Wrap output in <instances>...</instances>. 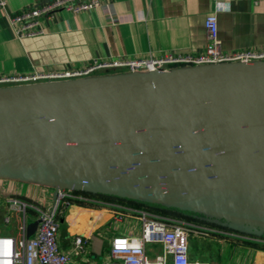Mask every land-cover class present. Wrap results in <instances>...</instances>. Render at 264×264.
<instances>
[{
    "label": "water",
    "instance_id": "obj_1",
    "mask_svg": "<svg viewBox=\"0 0 264 264\" xmlns=\"http://www.w3.org/2000/svg\"><path fill=\"white\" fill-rule=\"evenodd\" d=\"M263 174L264 62L0 88L3 178L264 225Z\"/></svg>",
    "mask_w": 264,
    "mask_h": 264
},
{
    "label": "crops",
    "instance_id": "obj_2",
    "mask_svg": "<svg viewBox=\"0 0 264 264\" xmlns=\"http://www.w3.org/2000/svg\"><path fill=\"white\" fill-rule=\"evenodd\" d=\"M3 1L5 8L0 10V76L58 72L82 67L93 60L159 57L167 52L196 55L204 49V21L213 10L211 0H112L107 9L97 8L77 14L58 11L44 21V35L18 40L8 16L48 0ZM218 1L221 4L217 12L218 38L222 49L241 51L264 47V0H259L256 5L250 0ZM55 191L53 185L0 177V196H23L42 207L53 202ZM83 198L86 200L70 207L64 222H69L72 233L92 234L95 254L91 259L102 264L108 258L109 245L102 252L103 240L98 232L85 231L83 225L87 211L92 210L87 209L85 202H89L88 198ZM129 233L126 231L122 235ZM61 246L67 251L66 244ZM230 247L238 249L239 246L222 245V248ZM253 252L246 249L244 256L235 254L236 261L230 263L224 258L219 264H249L246 260ZM254 253L261 256L252 263L264 264V252Z\"/></svg>",
    "mask_w": 264,
    "mask_h": 264
},
{
    "label": "built area",
    "instance_id": "obj_3",
    "mask_svg": "<svg viewBox=\"0 0 264 264\" xmlns=\"http://www.w3.org/2000/svg\"><path fill=\"white\" fill-rule=\"evenodd\" d=\"M112 0H48L34 7L9 15V25L18 40L45 34L44 21L58 11L73 14L97 8H108ZM204 21L205 46L196 55H178L167 52L159 57L151 55L138 59L93 60L82 67H70L58 72H36L28 76H0V88L35 85L88 79L95 73L125 70L117 74H157L181 68L223 64H251L264 62V47L241 51H224L218 38V0ZM255 5L259 0H250ZM5 3L0 0V10ZM111 23L112 20H111ZM114 74V75H117ZM72 188L58 186L53 202L47 206L32 205L15 196H0V222L5 232H0V264H96L89 257L87 247L92 242L91 233H67V251L60 244L61 224L68 217V210L76 202L85 201ZM37 222L35 231L26 238L28 216ZM120 220L141 223L138 234H115L109 242L108 258L102 264H204L193 261L189 255V238L193 230L187 225L154 217L145 211H130L120 215ZM122 217H125L124 219ZM34 221V222H35ZM160 246V253L155 247Z\"/></svg>",
    "mask_w": 264,
    "mask_h": 264
},
{
    "label": "rangeland",
    "instance_id": "obj_4",
    "mask_svg": "<svg viewBox=\"0 0 264 264\" xmlns=\"http://www.w3.org/2000/svg\"><path fill=\"white\" fill-rule=\"evenodd\" d=\"M125 73V70H114V71H105V72H99L97 75H104L109 73ZM72 190H75L72 188ZM78 191H82L81 189H77ZM99 192V191H98ZM101 193V192H99ZM49 191H47L46 196H48ZM82 196V195H81ZM84 197V196H82ZM89 202H85L87 205V209L92 210V212L87 211V218H85V231L90 230L94 231L96 230L98 232V235L101 236L100 239L103 240L102 244V252H105L108 248V242L110 238L115 234H122L123 232L130 231L133 234H138L140 231L141 223L136 220H126L119 223L117 220H120V215H128L130 211H137L141 209L134 208L131 205V203H127V205H124L123 203H117L115 201H101L97 198H88ZM145 211V210H141ZM148 214L164 219V220H170L174 224L178 225H187L190 226V228L193 230L192 236L189 238V255L191 260L195 261H201L204 264H219L220 260L228 259L231 262L236 261L237 256L239 257L242 255H245L246 249L250 251H259L264 252V241L258 240V239H251L246 236H240L232 233H228L225 231H222L218 228L211 227L209 225H206L204 223H197L181 218H175L168 215L163 214H157L151 211H145ZM96 214H99V217L96 216ZM209 214V213H205ZM211 215V214H210ZM213 216H222L225 218L235 219L227 216H223L220 214H212ZM28 225L33 223L35 221V218L28 216ZM123 219L125 217H122ZM63 231V232H62ZM95 231V232H96ZM117 233H115V232ZM0 232H5L4 227L1 225L0 222ZM62 232V234H61ZM69 222L66 221L61 225L60 233H59V242L61 245L67 244L66 241V233H69ZM72 233V232H71ZM229 244L237 247H230V248H222V245L228 246ZM259 247L261 249H259ZM227 250V253L225 251ZM225 250V251H224ZM87 251L89 252V257L93 258V254H95V250L93 249L92 242L87 247ZM155 251L160 253V246L155 247ZM223 251V252H222ZM253 252V255L250 254L247 258V262L249 264H253L252 261L258 260L261 254H256ZM221 258V259H220ZM250 259V260H249Z\"/></svg>",
    "mask_w": 264,
    "mask_h": 264
},
{
    "label": "trees",
    "instance_id": "obj_5",
    "mask_svg": "<svg viewBox=\"0 0 264 264\" xmlns=\"http://www.w3.org/2000/svg\"><path fill=\"white\" fill-rule=\"evenodd\" d=\"M109 71H114V70H109ZM114 74L115 73L97 75V73H95L94 75L95 76H107V75H114ZM73 193L77 195H82L85 198L95 197L97 199H100L101 201L102 200L103 201H115L117 203H123L124 205H127V203H131L128 205H131L137 209L151 211L157 214L168 215L171 217L181 218V219H185V220H189V221H193L197 223H204L206 225L218 228L228 233H232V234H236L240 236H246L251 239H258V240L264 241V225L240 221L236 219L225 218L222 216H213L212 214L210 215V214H205V213H197V212H193L188 209H184V208L177 207V206L157 204V203H152V202H148L144 200H137V199L127 198V197H122L118 195L99 193L96 191L73 190ZM259 249L261 248L259 247Z\"/></svg>",
    "mask_w": 264,
    "mask_h": 264
},
{
    "label": "bare ground",
    "instance_id": "obj_6",
    "mask_svg": "<svg viewBox=\"0 0 264 264\" xmlns=\"http://www.w3.org/2000/svg\"><path fill=\"white\" fill-rule=\"evenodd\" d=\"M262 177L264 178V174L262 175ZM226 215L230 216V217H237V218H241V219H249V220H253V221H259L262 222L259 219H255L253 217L248 216L244 210H232V211H228L225 213Z\"/></svg>",
    "mask_w": 264,
    "mask_h": 264
}]
</instances>
